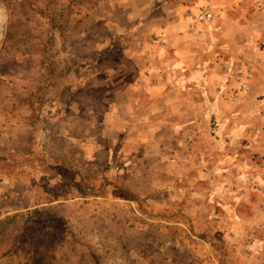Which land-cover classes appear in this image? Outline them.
I'll return each instance as SVG.
<instances>
[{
	"label": "rangeland",
	"instance_id": "374dc122",
	"mask_svg": "<svg viewBox=\"0 0 264 264\" xmlns=\"http://www.w3.org/2000/svg\"><path fill=\"white\" fill-rule=\"evenodd\" d=\"M0 4V264H264V0Z\"/></svg>",
	"mask_w": 264,
	"mask_h": 264
},
{
	"label": "clouds",
	"instance_id": "9594fccd",
	"mask_svg": "<svg viewBox=\"0 0 264 264\" xmlns=\"http://www.w3.org/2000/svg\"><path fill=\"white\" fill-rule=\"evenodd\" d=\"M9 20V14L6 6L0 4V40L4 38V31Z\"/></svg>",
	"mask_w": 264,
	"mask_h": 264
},
{
	"label": "built area",
	"instance_id": "2783aa9c",
	"mask_svg": "<svg viewBox=\"0 0 264 264\" xmlns=\"http://www.w3.org/2000/svg\"><path fill=\"white\" fill-rule=\"evenodd\" d=\"M213 16H214V12L211 9H205V10L200 12L199 19L200 20H208V19L213 18Z\"/></svg>",
	"mask_w": 264,
	"mask_h": 264
},
{
	"label": "crops",
	"instance_id": "0c3cea01",
	"mask_svg": "<svg viewBox=\"0 0 264 264\" xmlns=\"http://www.w3.org/2000/svg\"><path fill=\"white\" fill-rule=\"evenodd\" d=\"M106 24H108V23H106ZM109 24L110 25L114 24V21H109Z\"/></svg>",
	"mask_w": 264,
	"mask_h": 264
}]
</instances>
